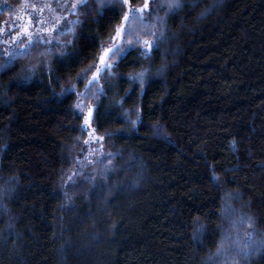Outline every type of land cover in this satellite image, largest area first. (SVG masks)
<instances>
[{"label": "trees", "instance_id": "1", "mask_svg": "<svg viewBox=\"0 0 264 264\" xmlns=\"http://www.w3.org/2000/svg\"><path fill=\"white\" fill-rule=\"evenodd\" d=\"M0 1V23L11 27L0 34V64L11 61L0 70V177L20 178L9 204L15 230L0 209V264H201L231 227L221 211L226 193L235 215L253 216L256 237L264 233V0H226L201 20L198 8L147 0L145 21L167 12L179 57L176 40L154 43L148 55L143 45L128 48L102 67L99 91L86 90L91 73L82 70L112 41L127 8L121 0H85L42 41L26 36L30 48L15 36L22 0ZM63 1L45 0L56 8ZM44 50L51 57L36 58ZM144 69L143 85L128 75ZM92 105L104 139L89 144ZM141 161L149 178L133 188ZM245 229L236 225L232 239L246 240ZM247 264H264V250Z\"/></svg>", "mask_w": 264, "mask_h": 264}, {"label": "snow or ice", "instance_id": "2", "mask_svg": "<svg viewBox=\"0 0 264 264\" xmlns=\"http://www.w3.org/2000/svg\"><path fill=\"white\" fill-rule=\"evenodd\" d=\"M81 2V0H77L76 3L71 4L70 7H78V4ZM121 4L124 6H127L126 11H124L120 17V22L115 25L114 33L112 36V42L109 46L103 47L102 51L100 52L98 56V61L95 62L93 65L89 66L88 68H85L82 70L85 77H88V73L90 72V78L87 79V83L85 84L86 90L89 88V85H96L97 91L103 88V84H100V76L103 66L104 69H111L114 64L113 62L118 59L123 53H125L126 49L133 48L136 45H143L144 49L146 50L143 54L148 55V52H150L153 48L154 43H158L160 39L163 37L164 32L163 28H158L156 23H148L144 19V12L145 9L149 7L147 0L144 3L143 6L140 7H134L131 0H121ZM167 8L168 9H174L179 7V0H167ZM26 19L28 20V24L22 26V31H17L15 33V36L17 39H19L24 32L28 33V37H32L31 32V24H32V17L27 16ZM158 21L163 20L162 17L158 16L156 17ZM59 24V18H57L56 21L52 23L50 27L45 28L44 30L47 32H54L56 30V26ZM6 29H0V31H5ZM159 33V34H157ZM5 43H8L6 41ZM65 41L61 42V45H63ZM20 47L22 48H30L32 45L30 43H21ZM20 53L18 52H11L8 53L10 56H15ZM61 54H63L61 52ZM24 56H27L29 58H33V53L31 51H26L23 53ZM51 52L44 50L36 54V58L43 59V58H50ZM11 61H8L5 64H0V70L7 67L8 63ZM32 69L34 70L36 65H31ZM94 69V70H92ZM147 72V69H144L139 72H132L128 75L131 76L134 80L138 79L140 84L143 85L145 81V73ZM80 75V74H78ZM111 77H115L116 73L111 72ZM28 77H25L27 79ZM111 83V80H109ZM92 95H95V93H92ZM83 102L78 103L76 105L77 108H82ZM96 112V106L92 105L87 108V112L84 119V125L90 130L89 131V140L85 143L91 142L92 138H95L97 140H103V136H97L95 135L96 129L93 128L92 125V118L94 113ZM139 112H137V116L135 120H131V125L134 127L136 123L139 121ZM157 134L160 135H169L166 131V129L161 128ZM233 145L236 144V141H232ZM101 155H103V145H100ZM93 153L91 151L88 152V157L91 158ZM109 156H115V153H109ZM79 163H82L78 160ZM92 163H97V161L93 160ZM113 167L111 160H108V162L104 165V170L107 172L108 168ZM77 173L72 172L71 175L68 177V181L70 183H75V177ZM213 176L216 177V180H220V175L216 172H213ZM106 178V177H105ZM88 179L95 181V177H89ZM65 197L67 201L72 200L71 194H69L67 191H65ZM231 199L232 194L226 193L225 195V204L224 207L221 209L222 213L225 216H228L230 218L231 227L225 228L223 235L220 237V241L216 247L217 254L227 256L231 260V264H240L238 256L243 253L245 256L251 254L253 251L259 252L261 250H264V238L257 239L255 235V218L250 215H246L241 213L240 215H235L236 210L231 205ZM238 224H244L247 225L248 229H252L251 231L244 230V235L247 238L246 240L240 239L237 235V239L233 240V235H236V233L233 232L232 229L235 228ZM204 225L201 224L200 228L203 229ZM235 246L236 253L235 255H232V250Z\"/></svg>", "mask_w": 264, "mask_h": 264}, {"label": "clouds", "instance_id": "3", "mask_svg": "<svg viewBox=\"0 0 264 264\" xmlns=\"http://www.w3.org/2000/svg\"><path fill=\"white\" fill-rule=\"evenodd\" d=\"M225 3L226 0H179V7L175 9L182 10L185 6L198 8L199 11L197 15V20H201L207 18L209 15L213 14L214 12H219ZM158 16L162 17L163 20L158 21L156 19L157 17L156 15L151 23H156L158 28H163L164 35L159 42L167 46L171 41L176 40L175 46L172 47L171 51L173 56L178 58L181 51L177 39L178 33L175 30L169 28L167 24V12H165V14L163 15H158ZM168 68H169V62L165 60L156 69V72L161 76H165ZM4 147H6V145ZM138 168L139 170L135 172L131 177V186L133 188L140 187L142 182L149 178L147 165L143 161L139 163ZM213 178L216 180L215 176H213ZM19 179H20L19 176L0 177V209L6 211L9 214V221L6 224V229L8 230H15L16 228L15 218L11 214V208L9 204L17 189ZM261 238H264V233H261L259 238L257 239H261ZM235 253L236 250L233 249L231 254L235 255ZM255 253L256 252L253 251L251 254L247 256L241 253L238 256L240 264H247L248 258ZM213 262L214 264H231V260L228 257H225L224 255L217 254L216 249L206 253L205 256L201 259V264H213Z\"/></svg>", "mask_w": 264, "mask_h": 264}, {"label": "rangeland", "instance_id": "4", "mask_svg": "<svg viewBox=\"0 0 264 264\" xmlns=\"http://www.w3.org/2000/svg\"><path fill=\"white\" fill-rule=\"evenodd\" d=\"M76 2L77 0H64L62 4H59L58 8H56V6H54L53 4H50V2L49 3L45 2V0H33V1L32 0H22L20 4V8L23 11L22 13H20V16H23L20 18L22 21V26L28 24V20L26 19V17L31 16L32 17L31 27L35 28L34 34H36V35H33L31 38H27V39L36 38L37 41H42L43 40L42 38H44L43 37L44 34L53 33V32H47L44 29L52 25L54 18H55V21L57 20V18H59V24L56 26V30H57V28L59 27L61 22L67 17V15L73 12L76 8H78L82 4H84L85 0H81V2L78 4V7H70L71 4H74ZM1 6H2V3L0 1V7ZM10 28L11 27H7L5 23H2V24L0 23V29L8 30ZM18 29L19 31H22L21 27H19ZM5 31H0V34ZM26 36H28L27 32H24L23 35L19 39H16V40H21V43L22 42L25 43L24 39ZM110 43H108L107 46H109ZM102 67L103 66H101V68Z\"/></svg>", "mask_w": 264, "mask_h": 264}]
</instances>
